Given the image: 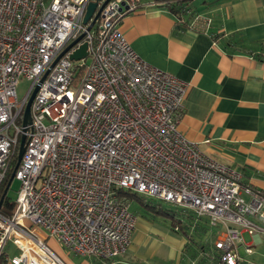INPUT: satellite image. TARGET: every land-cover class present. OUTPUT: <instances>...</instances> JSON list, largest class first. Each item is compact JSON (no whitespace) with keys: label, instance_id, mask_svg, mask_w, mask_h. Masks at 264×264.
Instances as JSON below:
<instances>
[{"label":"built area","instance_id":"1","mask_svg":"<svg viewBox=\"0 0 264 264\" xmlns=\"http://www.w3.org/2000/svg\"><path fill=\"white\" fill-rule=\"evenodd\" d=\"M90 1L0 0V184L40 83L17 196L0 207V264H65L46 237L85 256L124 254L137 218L124 190L208 217L219 264H239L243 232L264 233V190L180 131L189 83L143 59L120 29L141 0H109L94 20L99 0L84 23ZM84 42L87 55L71 58Z\"/></svg>","mask_w":264,"mask_h":264},{"label":"crops","instance_id":"2","mask_svg":"<svg viewBox=\"0 0 264 264\" xmlns=\"http://www.w3.org/2000/svg\"><path fill=\"white\" fill-rule=\"evenodd\" d=\"M191 5L193 10L179 16L167 0H141L120 29L143 59L189 83L180 131L264 190V59L258 55L264 51V0H204L201 5L192 0ZM136 216L124 254L85 256L59 243V256L65 264H197V245L186 235L141 209ZM243 240L239 264H264V233L244 231Z\"/></svg>","mask_w":264,"mask_h":264},{"label":"trees","instance_id":"3","mask_svg":"<svg viewBox=\"0 0 264 264\" xmlns=\"http://www.w3.org/2000/svg\"><path fill=\"white\" fill-rule=\"evenodd\" d=\"M168 7L174 14L189 13L193 10L194 6L191 5L192 0H167ZM230 42V41H229ZM259 57L264 59V51L260 50L258 53ZM18 148L12 157L9 169L0 184V199H3V204H6L9 208H12L13 201L7 194L8 188L12 182V173L16 169L18 161ZM123 193L132 195L138 200V208L143 211V214L150 219L154 220L155 214L161 212L168 213L172 216L171 228L178 230L187 236L189 243H194L197 246L196 252L200 253L197 264H219L221 261L222 251L218 249L214 244V239L219 232L220 228L211 226L208 217H198L196 213L186 207H182L183 212H179V218L175 217L177 212L175 209H165L161 202L162 199H158L157 202H153V197L144 195L138 192L126 191ZM7 210V209H4ZM8 211V210H7ZM178 227V229H176ZM195 231V233H193ZM213 236V240L209 239V236ZM189 246V245H188ZM188 246L186 248H188Z\"/></svg>","mask_w":264,"mask_h":264},{"label":"rangeland","instance_id":"4","mask_svg":"<svg viewBox=\"0 0 264 264\" xmlns=\"http://www.w3.org/2000/svg\"><path fill=\"white\" fill-rule=\"evenodd\" d=\"M204 0H193V2L196 4V5H201L202 2ZM31 85V81L28 80L27 78L23 77L20 79L19 81V84L17 86V94L20 98H23L29 87ZM16 123L18 125H21L22 124V115L20 117H18V119L16 120ZM19 186H20V180L17 179V178H13L12 179V182L10 184V187L8 188V191H7V194L8 196L10 197L11 201H14L16 196H17V191L19 189ZM125 197L128 198V200L130 201L131 203V209L136 213L138 210H140L138 208V200L136 197L132 196V195H129V194H125ZM158 199L156 197H153V202H157ZM162 203V206L163 208L165 209H175L177 212L175 213V217L176 218H179V215L180 213L179 212H183L184 210H182L181 208L183 206H180L178 204H175V203H171V202H167V201H164V202H161ZM3 208L4 209H8L10 210V208L6 205V204H3ZM169 210V211H170ZM172 216L168 213H165V212H161V213H157L155 214V217H154V221L160 223V224H163L165 226H168L170 227L171 223H172ZM193 233H195V231H193ZM209 239L212 241L213 240V236L210 235L209 236ZM46 242L47 244L58 254L62 257V251H63V248L60 246L59 242L53 238V237H46ZM72 257V255H71Z\"/></svg>","mask_w":264,"mask_h":264},{"label":"water","instance_id":"5","mask_svg":"<svg viewBox=\"0 0 264 264\" xmlns=\"http://www.w3.org/2000/svg\"><path fill=\"white\" fill-rule=\"evenodd\" d=\"M98 1L99 0H92L89 2L88 6H87V9H86V12H85V15H84V23H87L89 21V19L92 17L93 13L96 11L97 7H98ZM109 0H104L103 3L101 4V6L97 9V12L94 16V20L97 19L100 15V12L103 8V6L108 2ZM94 21H92L93 23ZM91 23V24H92ZM91 24L89 25V27L91 26ZM84 34H81L80 36H78L76 39H74L64 50L63 52L60 54V56L66 52L68 49H70L76 42H78L82 37H83ZM87 55V43L84 42L80 45V47H78L77 49H75L72 54H71V58H74V59H79L83 56ZM59 56V57H60ZM58 57V58H59ZM58 58L54 61V63L58 60ZM54 63L52 65H54ZM49 71V70H48ZM48 71L44 74V76L42 77V80L45 78V76L47 75ZM40 86V83L36 85L35 89L33 90L32 94L30 95L27 103H26V106L24 108V112H23V116H22V125H23V133L21 134V137H20V143H19V148H18V161H17V164H16V167L18 165V163L20 162V160L22 159V156H23V153H24V150H25V144H26V139H27V136H26V131L28 129V125L31 123L32 121V116H31V104H32V101L36 95V92L38 90ZM15 177V170L13 171L12 173V179ZM3 203V199H0V207Z\"/></svg>","mask_w":264,"mask_h":264}]
</instances>
